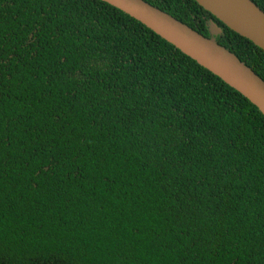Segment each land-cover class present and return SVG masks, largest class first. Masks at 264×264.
Returning a JSON list of instances; mask_svg holds the SVG:
<instances>
[{
	"label": "trees",
	"instance_id": "16d2710c",
	"mask_svg": "<svg viewBox=\"0 0 264 264\" xmlns=\"http://www.w3.org/2000/svg\"><path fill=\"white\" fill-rule=\"evenodd\" d=\"M0 264H264V116L104 1L0 0Z\"/></svg>",
	"mask_w": 264,
	"mask_h": 264
},
{
	"label": "water",
	"instance_id": "95a60500",
	"mask_svg": "<svg viewBox=\"0 0 264 264\" xmlns=\"http://www.w3.org/2000/svg\"><path fill=\"white\" fill-rule=\"evenodd\" d=\"M142 23L197 64L219 77L253 104L264 116V80L214 35L221 29L208 22L204 36L145 0H101ZM232 31L264 52V12L252 0H195Z\"/></svg>",
	"mask_w": 264,
	"mask_h": 264
}]
</instances>
